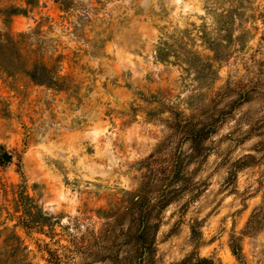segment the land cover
I'll list each match as a JSON object with an SVG mask.
<instances>
[{
	"label": "rangeland",
	"instance_id": "rangeland-1",
	"mask_svg": "<svg viewBox=\"0 0 264 264\" xmlns=\"http://www.w3.org/2000/svg\"><path fill=\"white\" fill-rule=\"evenodd\" d=\"M0 31L70 77L0 70L1 247L264 264V0H0Z\"/></svg>",
	"mask_w": 264,
	"mask_h": 264
},
{
	"label": "trees",
	"instance_id": "trees-1",
	"mask_svg": "<svg viewBox=\"0 0 264 264\" xmlns=\"http://www.w3.org/2000/svg\"><path fill=\"white\" fill-rule=\"evenodd\" d=\"M34 2L35 0H26L30 6ZM11 13L13 15L16 12ZM27 37L30 36L24 34L13 36L0 31V70L9 75H26L34 85L40 87L56 91L67 90L70 77L60 75L62 57L59 59L39 57V49H31V46L23 41ZM9 51H13V55H8ZM28 199L31 198L20 194V202ZM23 246L21 237L13 234L4 242L3 247L0 246V264H30L26 254L27 248ZM199 263L214 264L208 259H202Z\"/></svg>",
	"mask_w": 264,
	"mask_h": 264
},
{
	"label": "water",
	"instance_id": "water-1",
	"mask_svg": "<svg viewBox=\"0 0 264 264\" xmlns=\"http://www.w3.org/2000/svg\"><path fill=\"white\" fill-rule=\"evenodd\" d=\"M0 153H3V151H0ZM3 160L5 162H10L12 160V156L10 154L6 153L3 155Z\"/></svg>",
	"mask_w": 264,
	"mask_h": 264
}]
</instances>
